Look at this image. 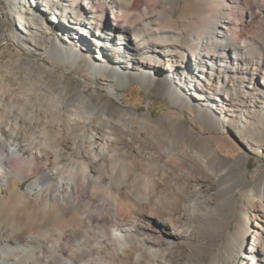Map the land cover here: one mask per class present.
Listing matches in <instances>:
<instances>
[{
	"label": "bare ground",
	"instance_id": "obj_1",
	"mask_svg": "<svg viewBox=\"0 0 264 264\" xmlns=\"http://www.w3.org/2000/svg\"><path fill=\"white\" fill-rule=\"evenodd\" d=\"M24 1L32 13L13 20L14 33L2 34L0 13V38L38 59L10 69L0 47V264H117L120 254L128 264H220L238 253L236 264H264V0H199L181 18L179 0ZM45 14L87 37L77 45L100 61L89 69L111 97L121 100L114 86L150 88L163 69L154 95L204 125L97 106L85 87L67 98L64 75L53 92L43 69L79 62L49 36L76 32L53 30ZM205 238L225 239L211 263Z\"/></svg>",
	"mask_w": 264,
	"mask_h": 264
},
{
	"label": "rangeland",
	"instance_id": "obj_2",
	"mask_svg": "<svg viewBox=\"0 0 264 264\" xmlns=\"http://www.w3.org/2000/svg\"><path fill=\"white\" fill-rule=\"evenodd\" d=\"M198 1L199 0H179L177 2V7L175 8V17L176 18H181L184 17L185 15L191 16L192 14L197 12L198 9ZM197 3V4H196ZM31 5H29L28 2L24 0H0V13L2 14V21L4 24V27L2 28V34L8 35L11 33H14L15 28L12 24L13 20L16 18H28L29 13H32V9L30 8ZM140 8V7H139ZM36 11H39L41 9V6H35ZM7 13V14H6ZM45 18L48 22V24L51 26L53 30H59V28H63L67 31H72L73 33L76 32L74 40H66L62 37L60 33H57L59 36L55 34H50L49 36V42L52 43L53 45L59 46L61 48H65L67 51H72L76 53L75 56L78 59V66H76L73 70L64 73L63 70L61 69H50V68H44L43 73L46 76L45 80L48 82L49 88L53 92H58L60 88V77L61 75H64V82L67 85V98L72 96L74 92L80 88V87H85L86 93L94 100L97 106H100L104 104L105 102H114L117 105L121 107H125L128 109H133L137 113H139L143 118H153V119H163L166 115H169L170 113H174L175 116L174 118L176 120H182L184 124L187 127H193L197 125H204L202 121V117L198 112H190V110L187 108L181 109L176 106H174L171 102H169L167 99L160 97V96H155L154 95V85L160 79V75L162 72L165 73L163 69H159L157 71H154L150 73L151 77L154 79L155 83L150 87L146 88L140 83H132L126 86L123 89H119L117 86H114L115 88L118 89V96L121 98V100L114 99L111 97L108 93V90L111 88L109 86L104 85L101 82H97L93 77H92V71L89 69V66L92 67V65L97 66V63H100L97 57H94L92 54H88L87 51H85L84 47L81 49V47H78L77 41L78 38H83V40H86L87 37L80 35L77 33L79 30L75 29L76 24H65V25H60L58 20L53 22V18L49 16L48 14H45ZM11 17V18H10ZM138 17V16H137ZM72 26L73 28H70ZM14 29V30H13ZM65 32V31H64ZM0 47L1 51L3 53L2 55V62L5 66H7L10 69L18 68L21 67L20 63L18 61H24L27 57L31 58L34 60V62H38L37 57L32 54L25 52L21 50V48L15 44L14 42L10 41L7 37L5 38H0ZM94 51V54L98 56L97 52ZM101 62L106 68L110 70H117L118 74H124L127 72L126 69L119 67L116 63H111L109 60H102ZM118 67V68H117ZM24 68V67H22ZM113 68V69H112ZM120 71V72H119ZM162 71V72H161ZM14 74V71H12ZM148 74V73H147ZM1 75V74H0ZM20 75L22 73L20 72ZM167 75V74H166ZM57 78H56V77ZM22 78L25 79V77L22 75ZM11 79L13 81L16 80V76H12ZM169 79V78H168ZM3 80H2V75L0 76V89L3 88L2 86ZM9 85V83L7 82ZM6 84V85H7ZM1 91V90H0ZM232 121L235 120L234 118L231 119ZM173 121H170L169 125L170 128L173 132V135H175V128L172 127ZM206 131H209L212 135L213 138L216 137L217 134H219L216 131H212L208 129L206 126L204 127ZM190 136H193L197 134L194 130H191L189 133ZM205 141V136H200L199 140L194 144L195 146H199L201 143ZM250 164L249 167L251 171H254V169L257 168V161L258 159L254 156H250ZM36 177H32L24 182V189H27L28 185L31 184ZM242 212H246L247 209L246 207L242 206L241 208ZM225 238V237H224ZM224 238L220 241H215L211 240L209 238H205L203 242L201 243L202 245V255L201 258L206 262V263H211L215 259V257L218 255V247L224 242ZM218 244H217V243ZM109 248H111V245L108 244ZM105 248H103L104 250ZM117 261L116 263L119 264L120 261H123V264H128V259L124 257L122 254L116 257ZM223 258L220 262V264H236L237 261L239 260V253L229 257L226 256V254L223 255Z\"/></svg>",
	"mask_w": 264,
	"mask_h": 264
}]
</instances>
